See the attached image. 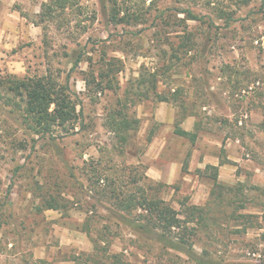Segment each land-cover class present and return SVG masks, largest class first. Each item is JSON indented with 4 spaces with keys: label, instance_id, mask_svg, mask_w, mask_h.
Listing matches in <instances>:
<instances>
[{
    "label": "rangeland",
    "instance_id": "1",
    "mask_svg": "<svg viewBox=\"0 0 264 264\" xmlns=\"http://www.w3.org/2000/svg\"><path fill=\"white\" fill-rule=\"evenodd\" d=\"M42 13H22L28 22L19 39L0 51V80L50 76L81 114L43 134L24 95L0 86V264H81L92 251L88 233L111 241L122 264H193L140 237L90 187L98 174L101 190L105 178L130 182L136 166L148 177L155 161L146 139L156 135L169 143L161 159L182 166L172 184L148 177L150 192L175 212L184 202L205 206L213 220L198 229L195 252L205 251L209 264H264V0H69L63 11ZM105 64L120 69L115 91L95 90ZM145 72L157 74L156 92L166 100L128 105L141 124L120 147L105 119ZM160 104L162 116L174 114L172 127L156 120ZM188 114L195 116L193 141L174 133ZM194 150L200 155L189 169ZM205 155L223 163L221 197L218 189L210 196L214 171L198 166ZM50 198L58 208L37 211Z\"/></svg>",
    "mask_w": 264,
    "mask_h": 264
},
{
    "label": "trees",
    "instance_id": "2",
    "mask_svg": "<svg viewBox=\"0 0 264 264\" xmlns=\"http://www.w3.org/2000/svg\"><path fill=\"white\" fill-rule=\"evenodd\" d=\"M68 4L69 0H47L41 7L43 11L42 15L49 17L56 10H65ZM182 13L185 14L186 20H196V17L189 10H182ZM116 15L114 13L113 17ZM104 66L107 67L106 71L99 73L98 78L100 82L96 85L95 90L100 92H104L105 90L115 91L116 88L112 82V77L116 76L120 69L113 70L114 68L111 64H105ZM156 77V73H140L138 79L135 80L136 88H133L134 85L125 88L123 99H117L114 107L107 113L104 126L114 135L120 147L127 145L131 135L138 131L141 124L139 118L133 113H129L128 105L147 101L152 97H155L154 99L157 102L166 100V98L161 97L156 92ZM0 86H7V90L14 93L21 92L24 95V108L30 122L43 134L50 133L53 126L66 129V126L74 124L81 114V112L76 113L75 106L70 100L68 88L56 84L50 76L15 81L9 80L7 82L0 80ZM51 105H54V108L49 112ZM179 120L176 119V124ZM174 133L180 137L190 136L189 133L180 128H175ZM191 138L193 141L195 137L191 135ZM151 141L152 137L148 136L146 143L150 144ZM222 164L220 162L219 165L221 166ZM205 169L214 171L208 177L212 181L214 189H212L210 196L214 194L215 189H218L221 197L223 194L222 190L225 187L217 180V167L208 165ZM133 172H138V174L130 175V182H125L124 184L116 182L119 180L117 177L111 179L105 178V182H103L105 186L102 190L99 188V181L103 180H101L102 178L98 174L97 181L91 182L90 187L97 191L96 193H102L104 197L108 198L107 200L111 204V207L116 212L123 214V216H118L121 219L120 221L129 225H136L134 227H136V232L140 237L153 240L154 243L161 247V250L167 253L168 250H171L183 254L193 264H209L206 262L205 251L200 255L194 250V240L197 237L196 233L198 229L207 228L208 222L213 221L206 216V207L188 205L184 202L180 204V211L175 212L168 206V203L150 192L151 180L145 175V168L136 166ZM130 187L134 189L131 190ZM254 190L261 191L260 188H254ZM228 203L233 204V201L228 200ZM207 204L208 206L211 205L210 202ZM56 208H58V203H56L54 198H50L42 202L36 209L37 211H45ZM136 212H139V214L136 215ZM231 213L229 216L232 215ZM239 217L247 219L249 216L241 214ZM88 237L92 244V251L84 255L81 264L123 263L121 254L110 251V247L112 246L111 241H108L101 235L99 236V234L92 237L88 233ZM175 257L176 259H180L177 256ZM169 261H171V264H176L174 260ZM40 264L44 263L41 262Z\"/></svg>",
    "mask_w": 264,
    "mask_h": 264
},
{
    "label": "crops",
    "instance_id": "3",
    "mask_svg": "<svg viewBox=\"0 0 264 264\" xmlns=\"http://www.w3.org/2000/svg\"><path fill=\"white\" fill-rule=\"evenodd\" d=\"M46 2V0H0V51L3 49H6L7 47L11 46L12 41L15 39L16 41L19 39V35H16L15 33H18L20 27H24L25 22L27 21L28 15L22 14L23 12L31 11L34 13H38L41 6ZM29 26H33L32 23H28ZM27 32H28V28ZM17 36V37H15ZM20 39H23L20 37ZM21 41V40H20ZM162 104H160V108L157 111L156 114V120H158L161 123H165L168 126L172 127L174 119V114L167 112L165 115L162 116ZM195 120V116L192 114L186 115V119L184 121V125H182V130L189 133L190 136L188 139H192L191 135L194 136L192 133L193 128L191 126V122ZM181 126V125H180ZM173 129V128H172ZM175 130V129H174ZM195 137V136H194ZM187 138V137H184ZM195 139V138H194ZM169 143L167 140L163 139L161 135H156L152 138V141L150 142L149 148H148V155L153 157L154 164L149 165L147 170L148 177L154 181V182H165L167 184H172L176 181V178L178 177L181 169V162L177 159H161L164 154L168 151ZM197 151L194 150L192 152V155L187 153L188 158L190 159V167L195 166L196 164V158ZM173 155L176 154V152L172 153ZM190 156V157H189ZM186 155L184 156V158ZM159 159V160H157ZM205 164L211 165L213 167L219 166L218 158L215 157H209L208 155L203 156L202 164H198L199 167H204ZM163 168V169H162ZM221 167H218L220 170Z\"/></svg>",
    "mask_w": 264,
    "mask_h": 264
},
{
    "label": "built area",
    "instance_id": "4",
    "mask_svg": "<svg viewBox=\"0 0 264 264\" xmlns=\"http://www.w3.org/2000/svg\"><path fill=\"white\" fill-rule=\"evenodd\" d=\"M241 124V122H239Z\"/></svg>",
    "mask_w": 264,
    "mask_h": 264
}]
</instances>
